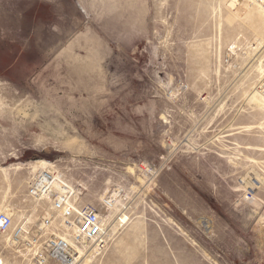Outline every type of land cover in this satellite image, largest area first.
Wrapping results in <instances>:
<instances>
[{
  "label": "rangeland",
  "instance_id": "1",
  "mask_svg": "<svg viewBox=\"0 0 264 264\" xmlns=\"http://www.w3.org/2000/svg\"><path fill=\"white\" fill-rule=\"evenodd\" d=\"M96 1L0 0V204L34 210L49 151L80 203L118 194L89 264H264V0Z\"/></svg>",
  "mask_w": 264,
  "mask_h": 264
},
{
  "label": "built area",
  "instance_id": "2",
  "mask_svg": "<svg viewBox=\"0 0 264 264\" xmlns=\"http://www.w3.org/2000/svg\"><path fill=\"white\" fill-rule=\"evenodd\" d=\"M258 88L264 96V75ZM65 182L55 166L43 168L26 187L34 210L0 212V264H89V257L103 250L109 205L80 203ZM239 184L248 201L262 187L256 176L240 177ZM35 213L39 221L33 219Z\"/></svg>",
  "mask_w": 264,
  "mask_h": 264
},
{
  "label": "bare ground",
  "instance_id": "3",
  "mask_svg": "<svg viewBox=\"0 0 264 264\" xmlns=\"http://www.w3.org/2000/svg\"><path fill=\"white\" fill-rule=\"evenodd\" d=\"M78 1V0H77ZM81 1V0H80ZM94 1H96V0H94ZM118 1L119 0H99V3H101V6L103 5L105 8H104V10H107L108 8L110 9L111 8V6H115V7H121L122 8V6H123V4H122V6H121V4H119L118 3ZM129 1V0H128ZM83 2V1H82ZM97 2V1H96ZM91 3V2H90ZM125 5H127V2L126 3H124ZM73 5V7H74V4H72ZM84 5H85V2H84ZM84 5H83V7H84ZM90 5H92L93 6V4L91 3ZM96 5V4H95ZM94 5V6H95ZM128 6V5H127ZM140 6V5H139ZM86 7V6H85ZM87 7H88V5H87ZM96 7V6H95ZM125 7V6H124ZM138 7V6H137ZM35 9L34 10H36V11H43V12H45L46 11V7L45 6H43L41 3H38L35 7H34ZM107 8V9H106ZM74 9H75V7H74ZM125 9V8H124ZM143 9V8H142ZM84 10V9H83ZM141 10V9H140ZM140 10H138V11H140ZM75 11H77V13H79L80 15H81V17H85L83 14H82V12H80L79 10H77V9H75ZM82 11V10H81ZM135 11V10H134ZM137 11V10H136ZM137 11V12H138ZM144 11V10H143ZM102 12V11H101ZM142 12V11H141ZM132 13V12H131ZM130 13V14H131ZM135 13V12H134ZM140 13V12H139ZM104 14V13H103ZM133 14V13H132ZM131 14V15H132ZM138 14V13H137ZM141 14V13H140ZM96 15V14H95ZM134 15V14H133ZM132 15V17H134ZM142 15L143 14H141V17H139L138 16V18H142ZM95 17H97V16H95ZM131 17V18H132ZM137 18V20H140V19H138ZM93 19H94V17H93ZM97 19V18H96ZM95 19V20H96ZM134 19H135V17H134ZM94 20V21H95ZM140 22V21H139ZM88 26V25H87ZM87 26H85V27H87ZM91 27V26H90ZM90 27H89V30H90ZM87 29V28H86ZM86 29H85V31H86ZM84 30V29H83ZM83 30L81 31L82 33L81 34H83ZM95 29H93V32H95L94 31ZM88 32H90V31H88ZM91 32H92V28H91ZM86 33V32H85ZM85 33H84V35H85ZM87 34V33H86ZM90 34V33H89ZM88 34V35H89ZM92 34H94V33H92ZM87 35V37H90L89 39L91 40V39H93L92 38V36H88ZM96 35V34H95ZM78 37V36H77ZM93 37H95L94 35H93ZM97 38V37H96ZM76 40V39H75ZM94 40H95V38H94ZM80 41V40H79ZM85 41H88V40H86L85 39ZM92 41V40H91ZM72 42V41H71ZM73 42H74V40H73ZM76 42H78V41H76ZM93 42V41H92ZM92 42H90V43H92ZM79 43V42H78ZM82 43V42H81ZM96 43V42H95ZM73 44V43H72ZM76 44V43H75ZM94 44V43H93ZM92 45V44H91ZM69 46V45H68ZM67 46V47H68ZM74 46V45H73ZM66 47V49H70L71 47H72V45H71V47L70 48H67ZM74 48V47H73ZM79 48V47H78ZM264 48V41H263V43H262V45L258 48V51L255 53V55L257 54V53H259L262 49ZM65 49V50H66ZM80 50V49H79ZM78 50V51H79ZM94 50H95V48H94ZM68 51V50H67ZM73 52H74V50H72ZM77 51V52H78ZM91 50H89V52H90ZM73 52H71V49H70V51H68V55H69V58H72L71 60H67V67L69 68V69H71V70H73V71H76V72H81V73H84L87 69H89V68H91V67H93L94 65L93 64H87V66H81V65H79V64H77L76 63V60L78 59V58H81L83 55L82 54H75V53H73ZM76 52V51H75ZM92 53V52H91ZM11 55L14 57V56H21V55H23L22 54V51L18 48V47H15V49L13 50V52L11 53ZM80 55H82L81 57H80ZM87 57V56H86ZM256 57V56H255ZM88 58V57H87ZM67 59V58H66ZM65 59V60H66ZM82 59V58H81ZM94 59V58H93ZM89 60V59H88ZM90 61V60H89ZM66 62V61H65ZM78 62V61H77ZM81 62V61H80ZM91 63V62H90ZM263 66H264V63H263V59L262 60H259V64L257 65V70L259 71V72H261L262 73V75H261V77H260V80H261V78L263 77V75H264V68H263ZM95 67V66H94ZM93 67V68H94ZM92 69V68H91ZM80 79V81H81V78H79ZM61 80V79H60ZM259 80V81H260ZM63 82V81H62ZM43 83V82H42ZM59 84V83H58ZM259 84V83H258ZM49 85V84H48ZM49 86H51V85H49ZM56 86V85H55ZM51 88V87H50ZM52 89V88H51ZM50 89V90H51ZM253 89H255V91H257V92H260V90H259V88H258V85H255L254 87H253ZM50 90H48V92L46 91V97H47V99H49L50 100V102L52 103V105H54V106H56V103H57V100L60 98V97H58V95L57 94H55V93H53L52 91H50ZM261 93V92H260ZM71 94H73V93H71ZM261 95L263 96V94L261 93ZM81 96H82V93H81ZM62 98V97H61ZM82 98V97H81ZM80 98V99H81ZM263 98H264V96H263ZM65 99H67V101H68V103H70V102H72L73 101V99H74V97H69L68 96V98L66 97ZM78 99V98H77ZM79 100V99H78ZM65 101V100H64ZM76 101V100H75ZM76 103H78L79 104V102H76ZM76 103H75V106H76ZM83 103V102H82ZM70 104H72V103H70ZM77 104V105H78ZM81 104V103H80ZM70 107V106H69ZM78 107V106H77ZM241 127V126H240ZM246 128L248 129V130H250V129H253V128H264V121L263 122H257L256 124H250V125H247L246 126ZM250 147V146H249ZM261 150L262 149H264V148H260ZM41 152V154H42V159H40L41 161H37V162H34V163H32L31 164V166H30V168H29V170H30V173L31 174H35L36 172H38L39 170H41V169H43V168H47L48 166H54L52 163H50L49 164V162H48V160H46L47 158L46 157H48L49 155H51L50 154V152L49 151H40ZM131 169L133 170V168L131 167ZM259 180H260V178L258 177V176H256ZM64 182V181H63ZM68 186V190H69V192L71 191V193H72V190H74V187L73 186H71V185H69L67 182H65ZM76 192V191H75ZM114 192H117L118 193V191H114ZM108 198H106V199H104L103 200V202H101L100 201V203L103 205H105L106 206V204H108L109 206H107V207H109V211L111 212L112 211V208H114L115 206H116V204H117V198H118V194H116V193H113V194H111V195H106ZM0 212H11V209L9 208V205L8 204H5V203H1L0 204ZM107 221H109V225H110V227H112L111 226V221H110V218L109 217H107ZM206 222V221H205ZM210 223V221L208 222H206V224H209ZM205 224V225H206ZM203 225H204V223H203ZM112 229V228H111ZM208 229V228H207Z\"/></svg>",
  "mask_w": 264,
  "mask_h": 264
}]
</instances>
